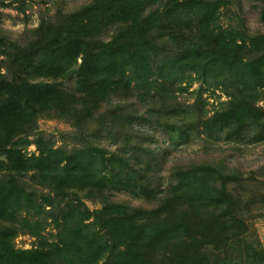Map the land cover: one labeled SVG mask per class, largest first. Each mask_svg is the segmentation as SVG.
<instances>
[{"label": "trees", "instance_id": "1", "mask_svg": "<svg viewBox=\"0 0 264 264\" xmlns=\"http://www.w3.org/2000/svg\"><path fill=\"white\" fill-rule=\"evenodd\" d=\"M227 3L92 0L42 20L26 42L0 33V264H217L244 239L248 225L227 189L231 175L225 170L204 163L180 167L157 206H134L106 193L138 188L151 195L127 159L106 156L88 141L86 147H55L36 129L38 116L50 112L80 122L129 78L149 84L154 75L172 79L188 71L233 89L216 113L222 124L257 122L263 108L254 91L264 88V33H249L243 22L222 26L218 10ZM111 26L116 29L104 40ZM158 37L173 48L163 49ZM158 51L172 52L156 72ZM71 75L78 96L60 83ZM29 144L36 152H26ZM29 184L53 196L39 202ZM75 191L97 196L101 206L91 210L80 197L68 199ZM48 218L51 237L43 234ZM21 231L35 236L37 245L16 247Z\"/></svg>", "mask_w": 264, "mask_h": 264}, {"label": "rangeland", "instance_id": "2", "mask_svg": "<svg viewBox=\"0 0 264 264\" xmlns=\"http://www.w3.org/2000/svg\"><path fill=\"white\" fill-rule=\"evenodd\" d=\"M90 1L0 0V33L26 42L34 37L42 20H54L59 13ZM218 15L224 27L235 28L243 22L249 33H264V0H228L219 8ZM115 29L107 28L102 38L110 39ZM157 39L163 49L173 48L166 38ZM158 52L152 57L156 72L163 55L172 51ZM60 83L66 91L80 95L74 75ZM231 91L225 84L204 80L190 71L172 79L154 75L149 84L129 78L126 83L115 85L99 107L80 122L50 112L38 116L36 129L48 136L55 147H86L84 143L88 141L106 150V156L113 152L127 159L139 184L147 186L151 195H144L138 188L135 193L116 189L106 193L134 206H157L180 167L204 163L211 164L216 171L225 170L231 175L227 189L238 201L239 214L248 225V232L244 239L234 242V249L217 258V264H264V88L254 91L256 105L263 108L257 122L242 127L230 122L222 124L216 117ZM25 150L31 154L36 152V146L29 144ZM211 175L214 184L220 186L217 172ZM24 178L28 181L29 175ZM29 185L36 190L39 202L44 196H53L48 188ZM86 195V191H75L68 199L80 197L91 210L101 206L97 196ZM48 214L43 212L42 216ZM47 223L43 234L51 237L55 229L51 219ZM14 243L16 247L31 248L37 245V239L21 231Z\"/></svg>", "mask_w": 264, "mask_h": 264}]
</instances>
